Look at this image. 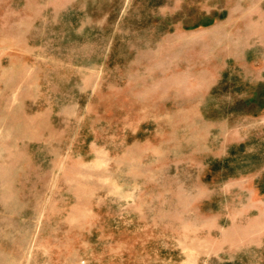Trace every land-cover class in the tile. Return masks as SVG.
I'll use <instances>...</instances> for the list:
<instances>
[{
    "label": "rangeland",
    "instance_id": "1",
    "mask_svg": "<svg viewBox=\"0 0 264 264\" xmlns=\"http://www.w3.org/2000/svg\"><path fill=\"white\" fill-rule=\"evenodd\" d=\"M264 0H0V264H264Z\"/></svg>",
    "mask_w": 264,
    "mask_h": 264
},
{
    "label": "trees",
    "instance_id": "2",
    "mask_svg": "<svg viewBox=\"0 0 264 264\" xmlns=\"http://www.w3.org/2000/svg\"><path fill=\"white\" fill-rule=\"evenodd\" d=\"M246 102L248 104L256 103L259 106H264V83H261L258 88L255 90L254 94L249 97ZM264 189V182L262 183Z\"/></svg>",
    "mask_w": 264,
    "mask_h": 264
}]
</instances>
